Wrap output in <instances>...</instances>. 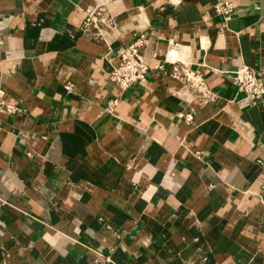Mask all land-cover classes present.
Listing matches in <instances>:
<instances>
[{"label":"crops","instance_id":"0c3cea01","mask_svg":"<svg viewBox=\"0 0 264 264\" xmlns=\"http://www.w3.org/2000/svg\"><path fill=\"white\" fill-rule=\"evenodd\" d=\"M217 1L0 0V264H264V96L234 75L264 82V0Z\"/></svg>","mask_w":264,"mask_h":264},{"label":"built area","instance_id":"2783aa9c","mask_svg":"<svg viewBox=\"0 0 264 264\" xmlns=\"http://www.w3.org/2000/svg\"><path fill=\"white\" fill-rule=\"evenodd\" d=\"M214 9L217 15L223 17L226 21L230 20L236 11L235 5L232 0H218ZM105 9L90 8L86 11L87 18L85 24L87 26L97 22H108L109 19L106 15H103ZM142 46V38L139 37L130 47L125 49L120 57L119 64L113 68L111 72V80L122 90L127 91L136 83L144 80L149 72V65L144 58L139 54V48ZM156 68L163 69L164 65H157ZM237 79V87L239 93L246 96L252 104H258L262 102L264 96V82L262 75L259 71L250 67H243L234 72ZM172 76L180 81L185 82L192 89L200 92L204 95H208L206 84L204 80L196 75L191 69L175 63ZM115 103H111L114 105ZM0 112L12 114L16 112L14 106L8 105L0 100ZM184 118L188 122H193L192 115H185ZM261 201L264 203V196L261 197ZM98 259L94 264H107L111 262L108 257H105L103 253H97Z\"/></svg>","mask_w":264,"mask_h":264}]
</instances>
